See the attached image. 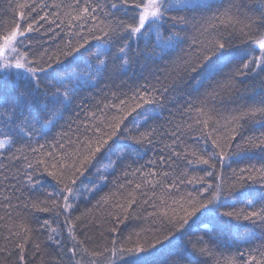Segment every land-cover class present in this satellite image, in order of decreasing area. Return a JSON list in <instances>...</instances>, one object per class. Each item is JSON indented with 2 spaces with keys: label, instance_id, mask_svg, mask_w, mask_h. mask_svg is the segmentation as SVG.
<instances>
[{
  "label": "trees",
  "instance_id": "obj_1",
  "mask_svg": "<svg viewBox=\"0 0 264 264\" xmlns=\"http://www.w3.org/2000/svg\"><path fill=\"white\" fill-rule=\"evenodd\" d=\"M98 2L103 4L105 0H98ZM190 2L199 3L203 0H190ZM207 2L212 10H218V15L223 13L229 4L234 5L231 13L239 19L240 23L225 27L216 21L215 29L210 28L208 32H202L201 16L212 15L211 11L197 9L186 13H173V15H187L196 19L190 20L187 26H180L185 29L182 33L185 42L168 59H175L178 55L184 58L191 56L194 59L199 54L200 48L210 39L221 38L228 42L229 51L233 53L248 51L250 54L259 55L258 48L253 53V42L264 32V27H259L257 24H252L251 27H245V25L250 19H259L260 11H264V0H207ZM79 3L82 7L85 0H79ZM20 4L39 5L40 7L32 13L30 8H20ZM52 5H58V7H52ZM76 11H78L76 0H0V33L9 31L19 21V13H29L28 22L35 19L39 22L37 27L41 24L43 27L39 32L27 34L30 39H25L24 45L30 44L33 51L38 53L47 49L55 59L58 54L57 49L63 48L69 39L72 40L73 46H76V42L80 40V36L75 35L76 32L85 38L89 37V28L93 23L90 19L83 28L78 26L68 28V20ZM97 15L103 16L104 14L97 12ZM41 16H46L47 21L39 20ZM53 20L55 24L50 25L48 21ZM61 21L64 23L61 24ZM73 23L76 24V22ZM57 24L61 25L60 28L56 27ZM24 26L26 27V24ZM50 27L54 33L59 34L56 35L55 40L49 39L54 34L48 32ZM90 42L96 43L94 40ZM153 42L154 39L145 48V42L141 40L139 49L137 43L133 42L132 50L133 52L142 50L143 53L150 54ZM117 47L118 45H113V53L116 52ZM247 59L248 57H245V60ZM243 62L234 60L227 64L213 81L207 82L205 87L200 88L201 93L205 91V88L216 87V85L223 88L217 101L212 105L216 112L212 114L213 119L209 121L208 128L195 123V112L190 114L191 118L187 116L182 118L179 114L182 108L178 111V106L186 107L183 101L192 91L191 82L181 89L175 101L166 103L162 109L157 108L158 117L149 121L147 125H143L138 115L142 109L131 112L121 125L118 138H114L115 143L110 142L112 148L107 152L102 150L99 158L93 161L84 175L77 180L70 215L61 207H55L51 203L55 199L58 204H63L62 196L57 198L47 195L49 192H59L63 187L62 184L57 183L55 178L49 176L48 172H59V163L70 162L61 159L63 153L58 144H54L53 141L59 140L63 143L64 140H61L58 135L63 132H68L69 137L75 140L76 133L69 129V124L72 125V129H75L78 123L85 121V114L81 108L91 110L89 106L95 105L97 101H100L101 105L113 102L112 92L114 91L121 93L119 99H127V104L123 107L130 111L135 107V102L128 98L132 96L136 86L144 83L145 77H148L151 84H155V76H159L164 81L168 70L166 61L159 59L145 61L144 55L141 54L137 61L129 65L127 71H124L120 68V61L110 58L108 67L103 73V79L94 88H86L74 97L72 104L63 113L64 118L47 136L36 132L31 135L30 140L25 139L15 144H9L7 136H0V141L4 142V146L0 147V248L7 249L0 253V264H18L20 252L15 245L24 242L26 235L28 240L25 242L26 259L23 264H76L77 261H80V264H90L92 260H95L97 264H120L121 259H128V257L114 255L113 249L115 248L118 252L128 243L129 238L132 242L147 240L148 243H152L154 236L162 239L163 235H167L168 225H162L158 216L149 215V213L163 210L159 206L158 198L165 191L170 192L167 198L169 215L173 212L183 215L180 209V204L183 203L182 197H186L188 193L196 195L202 185L199 182L180 184L181 178L187 181L193 177H204L203 186L212 184L215 188L218 183H223L225 186L233 183L242 168L253 164L260 167V154L257 151L239 150L237 145H243L246 139L259 137L261 133H264V117L258 114L254 120L245 118L234 121L232 119L239 117L242 112L251 107L259 106L257 102L264 98V72L257 69L259 75L250 71L241 74ZM145 64L146 67H144ZM252 67L255 65L253 64ZM150 71L153 73L152 76L149 75ZM117 85L121 87L117 88ZM19 87L25 91L28 90V86L22 82ZM106 96L107 100H105ZM119 99H116L114 103L118 105ZM77 113H79L78 118ZM122 115H124L123 111L117 112L116 108H113L107 113V120L111 122L112 116ZM199 118L203 121L207 117ZM134 121H139L143 126L137 130ZM177 124L182 125V128L174 137L171 133L176 131ZM189 124L192 126L191 129L187 127ZM148 128L156 129L152 144L137 145L128 139L129 136H138L140 132ZM174 140H176L175 144ZM213 140L222 144L225 152H231L232 155H226L223 162H220L218 157H214L210 163H214L215 167L209 168L208 165L200 164L197 157L207 159L209 153L220 152V148L213 144ZM41 144L44 148L38 153L32 151V149H38ZM67 150L71 151V148ZM172 152L185 154L186 158L174 157L175 162L168 160L167 164L161 163V157L167 160ZM48 153H52V156H48ZM39 159L46 161L47 170L44 165L36 167V161ZM189 160L193 163L189 164ZM113 162H116L114 168ZM29 163L33 164V168L27 167ZM53 163L57 164V168H52ZM137 169L140 171L137 172ZM204 170L212 171L214 175L205 177ZM164 172L168 173L166 179L160 175ZM150 173H156V175L153 176ZM29 175L33 177L31 182L28 180ZM244 175L246 176L247 173ZM126 181L131 183L127 184ZM173 181L178 187H165L171 185ZM138 183L142 185L141 189H136ZM119 184H126V187L118 192ZM246 187L255 188L259 185L249 182ZM130 192H134L137 197V203L131 207L128 203L131 200ZM106 196L107 200H103L102 197ZM145 199H149L148 205L144 204ZM228 199L236 209L250 210L245 208V201L239 195ZM152 204L157 207L153 208ZM42 208L50 210L41 211ZM82 214L83 219L77 220V217H81ZM65 217L72 220L75 225L71 236ZM45 220L49 221L54 232H50L47 226L41 228ZM197 223L190 221V226H186L187 232L178 243L173 242L172 248H169L165 242V247L159 257L161 264L172 259L171 254L177 250L183 256L180 264H189V262L190 264H245L249 255L259 259L260 251H264V225L240 221L239 223L243 226L239 229L231 228L230 231L241 235L247 233L248 238L245 241L229 239L225 246H210L211 251L205 254L194 252L193 244L202 235ZM235 223L237 222L233 221V224ZM22 228L28 231H21ZM137 232L140 233L139 236L136 235ZM15 233L19 235H14ZM50 236H54L60 243L56 244L54 240H50ZM113 240L117 241L115 245L112 243ZM37 244L40 245L39 252H37ZM74 245L77 250L76 256L72 257L68 249ZM128 246L131 245L128 244ZM105 248L108 249L107 252L104 251ZM253 249H258V251H253ZM92 252H103L104 254L94 257L91 255Z\"/></svg>",
  "mask_w": 264,
  "mask_h": 264
},
{
  "label": "snow or ice",
  "instance_id": "obj_2",
  "mask_svg": "<svg viewBox=\"0 0 264 264\" xmlns=\"http://www.w3.org/2000/svg\"><path fill=\"white\" fill-rule=\"evenodd\" d=\"M76 6L78 11L70 16L68 28L72 29L74 26L83 28L90 19L93 23L89 28V37L85 38L76 32L75 35L80 36L76 46H73L72 40L69 39L63 48L57 49L58 54L55 59L47 49L38 53L33 51L30 44L24 45V40L30 39L27 34L39 32L40 28L43 27L42 24L37 27L39 22L35 19L28 22L29 13H19V21L9 31L0 33V136H7L9 144L22 142L25 139L30 140L31 135L36 132L47 136L64 118L63 113L72 104L74 97L86 88H94L103 79V73L108 67L110 58H113L114 61H120V68L127 71V67L135 63L143 54L145 61L152 59L166 61L168 70L164 81L159 76H155V84H151L148 77H145L144 83L135 87L132 96L128 98L135 102V107L131 108L130 111L123 107L127 104V99H119L121 93L114 91L112 92L113 102L101 105L100 101H97L95 105L89 106L91 110L81 108L85 114V121L78 123L75 129H72V125L69 124V129L76 133L75 140L69 137L68 132L58 133L64 142L54 140L53 143L58 144L62 151L61 159L70 162L59 163V172H48V175L55 178L57 183L62 184L63 187L59 192H49L47 195L57 198L62 196L63 204H58L55 199L51 203L55 207H61L69 215L73 207L72 197L76 191L74 186L77 180L84 175L93 161L99 158L102 150L107 152L112 148V143H115L114 138H118V131L131 112L142 109L138 115L143 121V125H147L149 121L158 117L157 108L162 109L166 103L175 101L181 89L191 82L192 91L188 93V98L183 101L186 107L178 106V111L182 108L179 114L182 118L186 116L191 118L190 114L195 112V123L197 125L202 124L203 128H208L209 121L213 119L212 114L216 112L212 105L217 101L223 88L216 85V87L205 88L203 93L199 91L200 88L205 87L207 82L213 81L222 68L234 60L244 61L241 65L243 70L241 74L250 71L259 75L257 69L264 72V32L253 42V53L258 48L259 55L250 54L248 51L233 53L229 51L228 42L221 38L210 39L206 45L200 48L199 54L194 59L191 56L184 58L179 55L175 59H168L185 42V37L182 35L185 29L180 26H187L190 20L196 19L187 15H173V13H186L197 9L211 11L212 15L201 16L203 21L200 26L202 32H208L210 28L215 29L217 27L216 21L225 27L240 23L239 19L231 13L232 8L235 7L232 4H229V7L219 15L217 14L218 10H212L207 0L199 3H192L190 0H147V2L145 0H105L103 4L98 0H85L82 7L79 0H76ZM19 7L30 8L31 12L35 13L40 6L20 4ZM52 7H58V5H52ZM97 12L104 15L98 16ZM39 20L47 21V17L41 16ZM73 22L76 24L74 25ZM48 23L50 25L55 24V20L48 21ZM62 23L64 22L61 21ZM252 24L264 27V11H260L258 20L250 19L245 27H251ZM60 26V24L56 25L57 28ZM48 32L54 33V30L50 27ZM56 35L59 34L54 33L49 39L55 40ZM153 39L150 54H145L142 50L133 52V42L137 43L139 49V42L143 40L145 48H147L148 43ZM92 40L96 43L92 44L90 42ZM114 44L118 45L115 53L112 52ZM22 47L23 50H21ZM9 53L14 55H9ZM45 56L48 58L45 59ZM245 57L248 59L245 60ZM253 64L255 67H252ZM149 75L152 76L153 73L150 71ZM21 82L28 86L27 91L19 87ZM116 87L119 88L121 85ZM107 99L106 96L105 100ZM116 99H119L118 105L114 103ZM257 103L259 106L251 107L242 112L239 117L232 119L234 121L245 118L254 120L258 114L260 117H264V98ZM146 105L150 107H145ZM113 108H116L117 112L123 111L124 115L112 116L111 122H109L107 113ZM201 116L207 118L201 121L199 118ZM78 117L79 113H77ZM134 123L137 125V130L143 126L139 121H134ZM187 127L191 129L192 126L189 124ZM181 128L182 125L177 124L176 131L171 135L176 137ZM155 135L156 129L148 128L146 131L140 132L138 136H129L128 139L137 145L152 144ZM173 143L175 144L176 140ZM213 144L220 148L219 153H209L207 159L197 157L200 164L208 165L209 168L215 167L214 163H210L214 157H218L219 161L223 162L226 155H232L231 152L226 153L224 146L216 140H213ZM3 146L4 142L0 141V147ZM43 148L44 145L41 144L38 149H32V151L38 153ZM69 148L71 151L67 150ZM237 149L257 151L260 154V167L253 164L250 167L242 168L238 178L233 183L227 186L218 183L215 188L212 184L204 187V177H193L187 181L181 178L180 184L199 182L202 185L196 195L188 193L186 197H182L183 203L180 204V209L183 211V215L181 216L176 212L169 215L167 198L170 196V192L165 191L158 198L159 206L163 210L149 213V215L158 216L162 225H168L167 235H163L162 239L154 236L152 243H148L147 240L132 242L129 238L128 243L122 246L118 252L115 248L113 249L114 255L128 257V259H121L120 264H161L159 257L165 247V242L169 248L174 246V241L178 243L179 239L187 232L186 226H190V221L198 222V230L202 232V235L193 244V251L200 254L210 252V246L222 247L227 245L229 239L245 241L248 238L247 233L241 235L238 232L233 234L230 231L231 228L239 229L242 227L240 221L264 225V133H261L259 137L246 139L243 145H237ZM193 155L196 154L193 153ZM48 156L51 157L52 153H48ZM174 157L177 159L186 158L185 154L172 152L167 160L162 156L161 163L167 164L168 160H173ZM115 163L113 162V168ZM188 163L192 164L193 161L189 160ZM41 165H44L45 170H47V163L44 159L36 161L37 168ZM27 167L31 169L33 164L29 163ZM52 168H57V164L53 163ZM136 171L139 172L140 169ZM244 173L247 175L245 176ZM150 175L155 176L156 173H150ZM160 175L165 179L168 177L167 172L160 173ZM213 175L214 172L204 170L205 177ZM32 179L33 177L29 175L28 180L31 182ZM249 182L253 185H259V187H246ZM126 183L130 184L131 182L126 181ZM125 187L126 184H119L117 191L119 192ZM141 187V184H136V189H141ZM165 187L173 188L178 187V185L173 181L171 185ZM88 191H92V189H88ZM129 195L131 200L128 203L131 207L137 203V197L134 192H130ZM141 195L144 194L141 193ZM235 195H239L245 201V208L250 210L236 209L228 199ZM107 198V196L102 197L103 200H107ZM144 204L148 205L149 199H145ZM151 206L157 207L155 204ZM225 208L231 210L225 211L223 210ZM40 210L50 209L42 208ZM125 211L127 210L125 209ZM82 219L83 214L81 217H77V220ZM233 221L237 223L233 224ZM65 222L71 236V231L75 225L68 217H65ZM46 226L50 232L55 231L51 229L47 220L44 221L41 228ZM21 231L28 230L22 228ZM14 235L18 236L19 233ZM136 235L139 236L140 233L137 232ZM72 238L74 239V237ZM49 239L54 240L56 244L60 243L54 236H50ZM27 240L28 236L26 235L24 242L15 245V248L20 252L18 264H23L26 259L24 252ZM112 243L115 245L117 241L113 240ZM36 248L39 252L40 245L37 244ZM76 250V245L68 249L72 257L76 256ZM5 251L7 249L0 248V253ZM104 251L107 252L108 249L105 248ZM253 251H258V249H253ZM103 254V252L91 253L94 257L103 256ZM171 255L172 259L165 261L164 264H180L183 259L180 251L177 250ZM76 264H80V261H77ZM90 264H97V262L92 260ZM245 264H264V251H260L259 259L249 255Z\"/></svg>",
  "mask_w": 264,
  "mask_h": 264
},
{
  "label": "rangeland",
  "instance_id": "obj_3",
  "mask_svg": "<svg viewBox=\"0 0 264 264\" xmlns=\"http://www.w3.org/2000/svg\"><path fill=\"white\" fill-rule=\"evenodd\" d=\"M9 55H14L13 53H9Z\"/></svg>",
  "mask_w": 264,
  "mask_h": 264
}]
</instances>
